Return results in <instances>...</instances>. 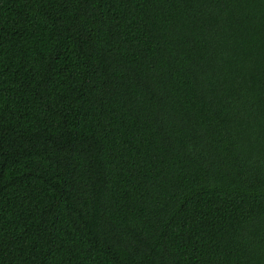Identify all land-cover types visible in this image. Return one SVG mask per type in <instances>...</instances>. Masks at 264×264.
<instances>
[{
    "label": "trees",
    "instance_id": "16d2710c",
    "mask_svg": "<svg viewBox=\"0 0 264 264\" xmlns=\"http://www.w3.org/2000/svg\"><path fill=\"white\" fill-rule=\"evenodd\" d=\"M0 264H264V0H0Z\"/></svg>",
    "mask_w": 264,
    "mask_h": 264
}]
</instances>
